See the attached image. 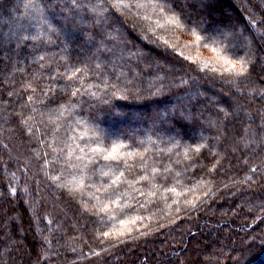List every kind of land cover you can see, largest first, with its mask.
<instances>
[{"label":"trees","instance_id":"1","mask_svg":"<svg viewBox=\"0 0 264 264\" xmlns=\"http://www.w3.org/2000/svg\"><path fill=\"white\" fill-rule=\"evenodd\" d=\"M164 8L0 0V264H264V0Z\"/></svg>","mask_w":264,"mask_h":264},{"label":"rangeland","instance_id":"2","mask_svg":"<svg viewBox=\"0 0 264 264\" xmlns=\"http://www.w3.org/2000/svg\"><path fill=\"white\" fill-rule=\"evenodd\" d=\"M185 43L186 45L184 46V50L190 48V46L188 47V45H190L189 41L186 40ZM195 46V48L192 47L189 49V51L191 50L192 53L190 54L192 56V59H195L207 65L209 64L213 66H219L222 69H228L233 65H235V68L240 67V63L224 58L216 49L210 47L203 48V46H199V44H196Z\"/></svg>","mask_w":264,"mask_h":264},{"label":"snow or ice","instance_id":"3","mask_svg":"<svg viewBox=\"0 0 264 264\" xmlns=\"http://www.w3.org/2000/svg\"><path fill=\"white\" fill-rule=\"evenodd\" d=\"M116 2L118 4H120V3H123V0H116ZM148 3L154 4V5H160L161 12H164L165 11L164 5L166 3H168V0H148ZM125 6H127V5H125ZM139 6L142 7L143 4H141ZM167 23L173 24V25H176V24L179 23L178 17L176 16L175 13H173L172 16L167 18ZM191 31L193 32V35H195L197 41H200L202 39V37L199 34H197L194 29H192ZM205 66L207 67V64ZM235 70H236L235 69V65H233L232 67L226 69V71H228V72H232V71H235ZM246 71H247V68L244 67L243 64H241V68H240L238 74H242L243 72H246ZM121 147H122V145L113 146L110 151H107V154L103 158L105 160H117L119 158V156H120V148ZM93 151L99 152V151H101V149L97 148V149H93ZM129 155H131V153H129ZM114 183H115V181H114ZM105 235L107 236V235H109V233H105ZM120 235H123V233H120Z\"/></svg>","mask_w":264,"mask_h":264}]
</instances>
